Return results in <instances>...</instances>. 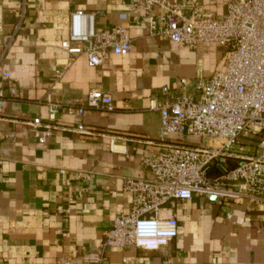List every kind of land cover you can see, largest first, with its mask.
Wrapping results in <instances>:
<instances>
[{
  "label": "crops",
  "instance_id": "1",
  "mask_svg": "<svg viewBox=\"0 0 264 264\" xmlns=\"http://www.w3.org/2000/svg\"><path fill=\"white\" fill-rule=\"evenodd\" d=\"M195 1L225 12L226 0ZM75 9L94 12L97 30L127 28L132 51L98 66L85 54L69 59L59 44ZM144 19L132 0H0V264H264V205L213 195L171 200L162 213L176 217L178 232L157 250L101 248L114 217L130 208L125 178L150 177L143 158L195 137L165 132L148 99L162 86L194 92L198 78L226 65L221 44L179 47L149 35ZM91 90L110 95L113 109L79 113ZM51 102L62 106L59 128L40 143L25 122H46ZM79 123L93 133L75 131ZM97 250L96 262L82 256Z\"/></svg>",
  "mask_w": 264,
  "mask_h": 264
},
{
  "label": "built area",
  "instance_id": "2",
  "mask_svg": "<svg viewBox=\"0 0 264 264\" xmlns=\"http://www.w3.org/2000/svg\"><path fill=\"white\" fill-rule=\"evenodd\" d=\"M132 5L135 12L144 13L149 35L187 48L217 42L226 59L224 69L198 78L194 92L162 86L159 97L148 99V109L160 113L165 132L206 142L172 141L143 158L151 176L125 178L130 208L114 217L101 248L130 245L157 250L178 232L176 217L162 213L171 200L213 195L243 200L248 207L264 205V0H226L225 12L219 16L206 13L195 0H132ZM22 12L17 16L22 17ZM18 27L17 23L14 28ZM59 45L69 59L85 54L89 66L101 65L109 53L125 55L133 49L127 28L113 25L97 30L95 13L80 9L70 12L68 34ZM9 75L2 71L4 78ZM180 84L186 86L187 79L181 78ZM61 107L51 102L46 122L39 117L25 122L38 142H46L59 128ZM85 108L112 110L113 101L110 95L91 90L77 111ZM74 130L93 133L81 123ZM244 137L246 144L241 141ZM212 166L218 173L209 176ZM101 254L97 250L82 256L96 262Z\"/></svg>",
  "mask_w": 264,
  "mask_h": 264
},
{
  "label": "rangeland",
  "instance_id": "3",
  "mask_svg": "<svg viewBox=\"0 0 264 264\" xmlns=\"http://www.w3.org/2000/svg\"><path fill=\"white\" fill-rule=\"evenodd\" d=\"M192 139L189 141V143H202V144H205V142H206L204 139H201V138H199L197 136L193 137ZM241 141L244 142L245 144L248 143V140L246 138H242ZM236 148H237V146H234V149H236ZM244 148L245 149L249 148L250 151H253L254 150V147L244 146Z\"/></svg>",
  "mask_w": 264,
  "mask_h": 264
}]
</instances>
